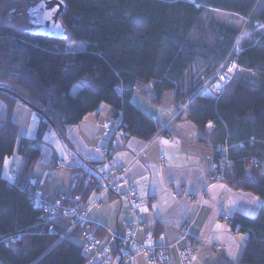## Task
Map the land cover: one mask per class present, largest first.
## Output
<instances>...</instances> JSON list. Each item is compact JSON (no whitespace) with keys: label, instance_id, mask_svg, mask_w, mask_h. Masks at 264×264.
Returning a JSON list of instances; mask_svg holds the SVG:
<instances>
[{"label":"trees","instance_id":"1","mask_svg":"<svg viewBox=\"0 0 264 264\" xmlns=\"http://www.w3.org/2000/svg\"><path fill=\"white\" fill-rule=\"evenodd\" d=\"M14 1L20 0H0V264H86L85 234L102 236L104 230L88 224L68 233L66 214L50 219L33 202L39 189L33 167L56 159L42 138L45 128L53 127L70 148L57 126H73L104 103L127 136L150 141L161 130L130 102L134 90L147 85L153 102L168 90H175L177 99L183 95L186 108L179 119L197 130L212 125L213 160L227 148L222 181L264 200V31H258L264 26V0H196L198 7L185 0H63L65 37L58 40L4 21L1 7ZM213 11L250 21L240 36L215 21ZM71 41L86 46L71 51ZM236 44L242 48L238 67L249 80L232 81L217 100L196 96L199 78L213 75ZM17 101L38 115L35 138L17 136L12 120ZM13 154L22 167L9 182L1 171ZM97 165L103 162L81 163L72 190L65 191L67 203L77 196L81 209L90 204L105 184L104 176L94 173ZM84 167L90 179L78 175ZM226 224L235 235L248 234L238 264H264V207L253 217L235 214Z\"/></svg>","mask_w":264,"mask_h":264},{"label":"crops","instance_id":"2","mask_svg":"<svg viewBox=\"0 0 264 264\" xmlns=\"http://www.w3.org/2000/svg\"><path fill=\"white\" fill-rule=\"evenodd\" d=\"M258 31H264V26L258 27ZM251 41L246 39L245 44ZM71 94H74L72 89ZM130 100L157 123L162 131L158 137L144 141L115 132L113 128L105 132L106 124L118 123L120 119L115 117L111 106L106 107L103 103L95 111L85 114L77 124L57 126L70 148L48 124L53 132L55 146L49 144L53 150L56 147L65 152L71 173L62 183H50L47 176L42 178L34 175L33 181L45 197L52 199L71 187L73 176L81 163H102L105 158H109L111 167L127 169L125 179L137 187L139 214L144 228L136 231V242H142L145 231H148L158 245L167 247L166 264H238L242 244L248 234L235 235L223 218L229 219L235 214L256 216L260 208L264 207V200L250 192L234 190L226 182L209 180L216 149L212 140V125L197 130L188 121L179 119L181 109L185 106L183 95L177 99L175 90H168L161 94L158 102H153L151 86L147 85L134 90ZM12 108L17 136L30 138L24 120L30 118L33 110L21 101H17ZM55 158L53 162L60 161L61 166L64 164L63 158ZM3 161L1 172L5 179L11 163H17L20 169L22 167L17 154ZM107 166L103 163L101 167L106 170ZM173 190L181 195H193L194 199L174 197L171 195ZM126 218L130 216L127 214L124 188L118 194L103 196L98 206L87 209L89 223L102 228L105 233L102 236L94 234L100 241L99 252L110 243L111 233L124 234L122 221ZM110 244L112 252L106 264H124L115 251L116 245ZM193 244L194 259L181 263L177 259L178 250ZM86 255V264H98L94 254ZM144 259V256L137 255L131 259V263L146 264Z\"/></svg>","mask_w":264,"mask_h":264},{"label":"built area","instance_id":"3","mask_svg":"<svg viewBox=\"0 0 264 264\" xmlns=\"http://www.w3.org/2000/svg\"><path fill=\"white\" fill-rule=\"evenodd\" d=\"M191 4H194L196 7V0H185ZM250 19H247L248 23ZM242 48L239 44H236L229 56L225 61L219 65L218 69L211 76L210 80H206V84H203L202 87L198 90L196 96L202 98L217 100L221 96L226 86H228L234 79L235 72L239 69L238 67V57L241 53ZM118 123H108L105 127V132L109 131L111 128L114 131H118L127 136V132L122 128ZM162 131H159L154 137H158ZM153 137V138H154ZM152 138V139H153ZM222 146V145H220ZM218 146V148L220 147ZM223 148V152L218 153V157L212 160V165L208 178L210 181H222L224 178L225 168L228 163V158L226 157V147ZM104 164H107L108 168L104 170L101 166L95 167V174H102L104 176L105 184L100 187V190L97 192L95 198L88 205L86 209H81L77 204V196L73 197V201L69 202V191L72 190V187L69 188L68 192L58 193L54 198L48 199L45 197L39 189L34 190L33 192V202L35 207L40 210L44 215L48 216L50 219H54L61 211L67 215V217L72 221L69 231L77 226H86L89 223L87 220V209H90L93 206H98L101 202V198L108 194H118L121 188H124V195L127 201V214L130 218L123 220V225L125 227L124 234L118 235L111 233L110 243L116 245V250L118 258L124 264H132L131 259L134 256L142 255L146 264H166L168 249L165 246L158 245L151 237L148 231H145L142 242L138 243L135 240L136 231L139 228H144V222L139 214L140 203L137 197V187L125 179L126 168H113L111 167V161L109 158L104 159ZM17 165H10V169L7 173V180L11 181L15 178L17 173ZM80 177L85 179H90V171L88 168L84 167L80 170ZM171 195L174 197L184 196L187 199L193 200V195L182 194L176 190L171 191ZM223 222L227 223V218H223ZM51 228V226H50ZM69 231H67L69 233ZM162 236V234H160ZM83 253L94 254L98 260V264H106L112 252L111 244H106L104 248L99 252V239L92 233L88 231L85 234ZM219 248L218 245L215 246ZM194 244L189 247L180 248L177 252L179 261L181 263H187L194 259Z\"/></svg>","mask_w":264,"mask_h":264},{"label":"rangeland","instance_id":"4","mask_svg":"<svg viewBox=\"0 0 264 264\" xmlns=\"http://www.w3.org/2000/svg\"><path fill=\"white\" fill-rule=\"evenodd\" d=\"M37 2H35L34 0H20V1L5 3L1 7V16H2L3 20L6 22H11L20 28L29 29L31 27V25L29 22H27L28 16H27V13L25 11H27V9L29 7L33 6ZM213 18L215 19V21L216 20L221 21L224 24L229 25L230 27L237 29L239 31L240 36H241V34H243L242 32L245 30L244 24L246 22L240 20V18H238L234 15L219 12V11H213ZM0 21H1V18H0ZM85 46H86V43L84 41L68 42V48L71 51L84 50ZM244 75H246V73H244L240 69H238L235 72V75H233L234 76L233 82L241 79V76H243L245 81H248L249 78L247 77V75L244 77ZM211 76H209L208 80H210L212 78ZM205 82L206 81L202 80V78H199V83L201 84V87L203 84H206ZM79 87H80V84H78V83L75 84L72 87V92L75 93ZM104 105L106 107H109L108 104H104ZM185 108L186 107L184 106L183 109H185ZM183 109H181V110H183ZM24 123L27 125V132H28L27 136H29L30 138H35L36 132L38 129L37 127H38V123H39V118H38V115L36 114V112L34 110H33V114L30 116V118H25ZM44 134H45V136L43 137L44 138L43 140L45 142L54 144L53 132H52L49 125L46 126ZM54 146H55V144H54ZM54 148H55L54 155L57 156V158H63L64 164L61 166L62 162H60V161H57L56 163L52 162L51 164H48V165L37 163V164H35V166L32 169V176L33 175L38 176V177L42 176V178L47 176L46 178L48 179V181L50 183H53L55 181H58V183L59 182L62 183L63 181L66 180L67 176L71 173V169L68 168V161H67V158H65L66 157L65 152L63 153L59 148H56V147H54ZM54 163H55V166H54ZM11 164L17 165V167H18L17 172H18V170H19L18 164L14 163V162ZM10 165L8 167L9 169H10ZM9 169H8V171H9ZM8 171H7V173H8ZM87 207H88V205L86 206V208ZM86 208H84V209H86ZM71 223H72V221H71Z\"/></svg>","mask_w":264,"mask_h":264},{"label":"water","instance_id":"5","mask_svg":"<svg viewBox=\"0 0 264 264\" xmlns=\"http://www.w3.org/2000/svg\"><path fill=\"white\" fill-rule=\"evenodd\" d=\"M64 8L63 0H39L25 11L28 16L27 22L31 25L28 33L57 40L63 39L65 28L60 17Z\"/></svg>","mask_w":264,"mask_h":264}]
</instances>
